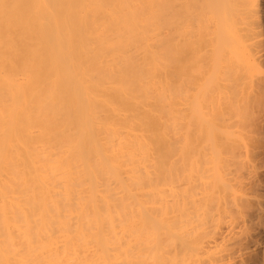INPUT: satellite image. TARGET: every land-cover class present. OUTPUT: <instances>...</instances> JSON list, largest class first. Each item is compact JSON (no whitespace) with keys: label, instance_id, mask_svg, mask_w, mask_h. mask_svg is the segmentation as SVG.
<instances>
[{"label":"bare ground","instance_id":"6f19581e","mask_svg":"<svg viewBox=\"0 0 264 264\" xmlns=\"http://www.w3.org/2000/svg\"><path fill=\"white\" fill-rule=\"evenodd\" d=\"M249 1L0 0V264H241Z\"/></svg>","mask_w":264,"mask_h":264},{"label":"rangeland","instance_id":"374dc122","mask_svg":"<svg viewBox=\"0 0 264 264\" xmlns=\"http://www.w3.org/2000/svg\"><path fill=\"white\" fill-rule=\"evenodd\" d=\"M238 26L243 42L253 45L254 50L259 52L258 55L262 56L261 69L254 73L253 81L264 84V0H250ZM262 98L261 105L253 109L259 123L258 128L254 133L247 134L243 142L248 151L257 153L253 161L258 170L260 184L264 186V85ZM260 196L263 201L262 210L258 213L251 212L250 220L241 227L238 252L241 264H264V191L260 192Z\"/></svg>","mask_w":264,"mask_h":264}]
</instances>
